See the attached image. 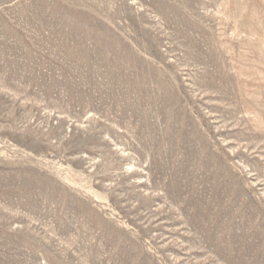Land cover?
<instances>
[{
  "label": "rangeland",
  "instance_id": "obj_1",
  "mask_svg": "<svg viewBox=\"0 0 264 264\" xmlns=\"http://www.w3.org/2000/svg\"><path fill=\"white\" fill-rule=\"evenodd\" d=\"M0 264H264V0H0Z\"/></svg>",
  "mask_w": 264,
  "mask_h": 264
}]
</instances>
